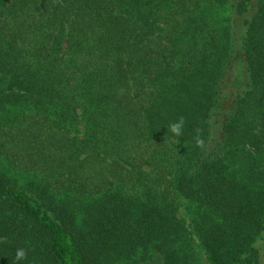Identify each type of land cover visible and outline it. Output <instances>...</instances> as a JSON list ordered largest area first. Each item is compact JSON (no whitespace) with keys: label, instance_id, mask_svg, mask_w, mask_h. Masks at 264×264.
I'll list each match as a JSON object with an SVG mask.
<instances>
[{"label":"trees","instance_id":"obj_1","mask_svg":"<svg viewBox=\"0 0 264 264\" xmlns=\"http://www.w3.org/2000/svg\"><path fill=\"white\" fill-rule=\"evenodd\" d=\"M262 238L264 0H0V264H258Z\"/></svg>","mask_w":264,"mask_h":264},{"label":"rangeland","instance_id":"obj_2","mask_svg":"<svg viewBox=\"0 0 264 264\" xmlns=\"http://www.w3.org/2000/svg\"><path fill=\"white\" fill-rule=\"evenodd\" d=\"M244 62L242 61V56L240 53H236L233 64L230 67L229 73L227 74L226 80L222 85L221 92V104L219 107V117L227 112V110L231 106V102L235 98V96L243 90V81L246 80V71L244 69ZM240 84V86H236ZM221 120V119H220ZM181 216H185V210H181ZM264 238H262L255 247L259 250L260 253V261L258 264H264Z\"/></svg>","mask_w":264,"mask_h":264},{"label":"clouds","instance_id":"obj_3","mask_svg":"<svg viewBox=\"0 0 264 264\" xmlns=\"http://www.w3.org/2000/svg\"><path fill=\"white\" fill-rule=\"evenodd\" d=\"M184 119L179 118L177 121L170 123L167 128V133H171L173 137L180 138L183 135L184 129ZM198 143L202 144V141H198ZM27 252L25 249L20 248L17 249L15 254V264H20L21 261L26 260Z\"/></svg>","mask_w":264,"mask_h":264}]
</instances>
